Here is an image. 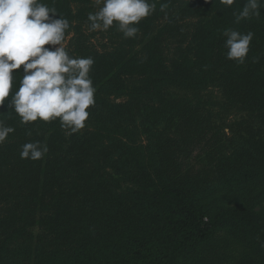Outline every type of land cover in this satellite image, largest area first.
<instances>
[{
    "label": "trees",
    "instance_id": "trees-1",
    "mask_svg": "<svg viewBox=\"0 0 264 264\" xmlns=\"http://www.w3.org/2000/svg\"><path fill=\"white\" fill-rule=\"evenodd\" d=\"M43 2L69 20V54L94 58L96 105L86 127L67 137L59 120L21 125L10 109L0 112L15 128L0 145V264H173L174 254L218 229L264 264V209L210 199L264 176V105H250L264 101V3L258 17L237 24L233 12L245 0L230 8L218 0H152L156 10L135 38L113 27L97 46L87 22L93 0ZM226 28L254 33L245 63L226 58ZM216 93L226 102L214 101ZM227 103L236 115L260 118L222 121L215 106ZM186 120L210 125L217 137L222 174L212 181L180 175L176 154L192 134L182 131ZM36 140L48 153L21 159L20 146Z\"/></svg>",
    "mask_w": 264,
    "mask_h": 264
},
{
    "label": "clouds",
    "instance_id": "clouds-1",
    "mask_svg": "<svg viewBox=\"0 0 264 264\" xmlns=\"http://www.w3.org/2000/svg\"><path fill=\"white\" fill-rule=\"evenodd\" d=\"M236 2L218 0L224 8ZM261 3L264 0H245L242 9L233 12L234 23L258 17ZM93 5L97 10L87 15L88 31L115 27L125 39L135 38L139 23L156 10L152 0H93ZM166 7L161 4L160 10ZM69 29V20L43 0H0V112L10 109L21 125L59 120L66 137L86 127L88 110L96 105L90 76L94 58L69 54ZM222 34L226 58L245 63L254 33L226 28ZM14 131L0 119V145ZM20 147V158L33 161L42 160L49 150L39 140Z\"/></svg>",
    "mask_w": 264,
    "mask_h": 264
},
{
    "label": "rangeland",
    "instance_id": "rangeland-1",
    "mask_svg": "<svg viewBox=\"0 0 264 264\" xmlns=\"http://www.w3.org/2000/svg\"><path fill=\"white\" fill-rule=\"evenodd\" d=\"M103 38L102 31H95L94 36H91V41L99 46L104 44L106 39ZM209 95L213 97L214 93ZM215 96L214 101L221 100L224 103L227 100L222 93H216ZM110 99L116 102L123 100V98H116L115 96H111ZM250 105H264V101L262 99L259 103L251 102ZM215 107L216 110H220L218 117L222 121L229 122L238 119L240 114L243 120L249 119L244 110L237 112L236 115L237 110L235 111V107H231L228 103L224 108ZM259 118L260 114L254 113L249 120H258ZM240 121L234 122L232 126L234 131L240 128ZM209 128L211 126L206 123L188 124V120H186V125L182 131L192 132V134L186 138V142L189 143L187 148L176 154L180 175L199 173L202 178L209 181L212 177H218L222 174V170L217 168L214 161L217 157V137L211 136L212 131L208 132ZM145 134L143 132L138 133L139 139L142 138L143 142L146 140ZM210 199L219 205L228 204L232 206L241 203L251 205L256 210L264 209V176L244 183L227 185L215 195H211ZM33 232H37V227L33 228ZM260 262V257L248 245L228 234L225 230L218 229L209 238L200 241L193 248L174 254L173 264H257Z\"/></svg>",
    "mask_w": 264,
    "mask_h": 264
}]
</instances>
